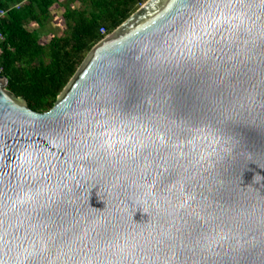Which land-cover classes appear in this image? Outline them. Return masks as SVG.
Here are the masks:
<instances>
[{
    "label": "water",
    "instance_id": "water-1",
    "mask_svg": "<svg viewBox=\"0 0 264 264\" xmlns=\"http://www.w3.org/2000/svg\"><path fill=\"white\" fill-rule=\"evenodd\" d=\"M0 75V264H264V0H146L45 113Z\"/></svg>",
    "mask_w": 264,
    "mask_h": 264
},
{
    "label": "trees",
    "instance_id": "trees-1",
    "mask_svg": "<svg viewBox=\"0 0 264 264\" xmlns=\"http://www.w3.org/2000/svg\"><path fill=\"white\" fill-rule=\"evenodd\" d=\"M144 1L0 0V11H6L0 20V75L7 78V90L32 111L48 112L91 48ZM55 5L63 8L65 33L42 43ZM32 24L37 29L27 30Z\"/></svg>",
    "mask_w": 264,
    "mask_h": 264
},
{
    "label": "rangeland",
    "instance_id": "rangeland-1",
    "mask_svg": "<svg viewBox=\"0 0 264 264\" xmlns=\"http://www.w3.org/2000/svg\"><path fill=\"white\" fill-rule=\"evenodd\" d=\"M72 6L77 7L78 4L74 3ZM62 9L63 8L60 7L58 11L50 13V20L47 26L46 33H44L40 39L42 43H46L51 36H61L65 33L66 28L61 19ZM26 29L32 31L33 29H37V26L35 24L27 25Z\"/></svg>",
    "mask_w": 264,
    "mask_h": 264
},
{
    "label": "built area",
    "instance_id": "built-area-1",
    "mask_svg": "<svg viewBox=\"0 0 264 264\" xmlns=\"http://www.w3.org/2000/svg\"><path fill=\"white\" fill-rule=\"evenodd\" d=\"M5 15H6V11H0V20H1ZM100 34H102V35H106V31H105L104 28H101V29H100ZM2 39H3V36H2V34L0 33V40H2Z\"/></svg>",
    "mask_w": 264,
    "mask_h": 264
},
{
    "label": "crops",
    "instance_id": "crops-1",
    "mask_svg": "<svg viewBox=\"0 0 264 264\" xmlns=\"http://www.w3.org/2000/svg\"><path fill=\"white\" fill-rule=\"evenodd\" d=\"M55 6H56V5H55ZM59 9H60V8H59L58 6H56V10H59ZM53 12H55V11H53ZM53 12H52V13H53Z\"/></svg>",
    "mask_w": 264,
    "mask_h": 264
}]
</instances>
